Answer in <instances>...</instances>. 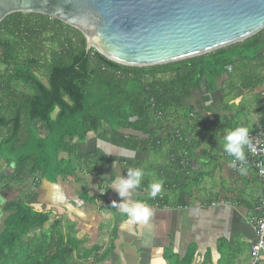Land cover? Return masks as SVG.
<instances>
[{
	"label": "trees",
	"instance_id": "1",
	"mask_svg": "<svg viewBox=\"0 0 264 264\" xmlns=\"http://www.w3.org/2000/svg\"><path fill=\"white\" fill-rule=\"evenodd\" d=\"M87 46L81 31L46 15L14 13L1 23L0 161L14 168L11 176L1 173L6 185L35 179L38 186L40 180L56 182L59 177L81 181L80 171L89 174L103 164L102 158L112 159L79 151L91 134L134 152L173 153L171 169L185 175L182 159L196 152L198 133L212 121L186 106L184 98L202 92L209 101L229 66L264 62V31L206 55L152 67L121 65ZM41 69L47 72L46 82L38 75ZM185 176L197 178V171ZM140 189L149 185L142 181ZM162 200L158 195L150 199ZM6 211L10 215L0 232V264H70L73 254L82 251L75 231L64 233L59 221L46 233L48 213L22 200L8 203ZM190 261L191 256L186 264Z\"/></svg>",
	"mask_w": 264,
	"mask_h": 264
},
{
	"label": "crops",
	"instance_id": "2",
	"mask_svg": "<svg viewBox=\"0 0 264 264\" xmlns=\"http://www.w3.org/2000/svg\"><path fill=\"white\" fill-rule=\"evenodd\" d=\"M237 64L242 66L240 71ZM231 67L211 91V102L205 101L207 93L202 92L184 98L186 106L195 107L212 121L210 128L198 133L196 152H187L182 159L195 167H184L185 175L191 177L197 171V178L185 180V175L171 169L173 153L134 152L91 134L79 144V151L93 156L101 152L112 159L106 162L102 158L103 164L94 166L89 174L80 171L79 182L59 177L56 182L40 180L38 186L35 179H27L23 185H6L1 173L10 168L1 167L0 232L10 215L8 203L22 200L49 214L47 234L55 221L64 233L75 231L83 242L82 251L73 254L70 264H186L190 256L189 264H250L257 241L251 219L257 213L264 186L255 171L246 175L234 171L230 166L234 158L224 152L223 135L225 129L245 126L256 130L264 126V83L257 84L264 80V62L240 61ZM125 159L144 169L143 185L164 181L158 194L163 204L150 201V189L139 188L132 197L151 208L148 227L124 223L125 217L113 207V202L119 204L122 198L110 190L111 180L118 175L127 177L130 165ZM184 189L188 193L183 195ZM86 191L93 200L86 199ZM83 252H91L92 257L86 258ZM102 255L104 259L97 262Z\"/></svg>",
	"mask_w": 264,
	"mask_h": 264
},
{
	"label": "water",
	"instance_id": "3",
	"mask_svg": "<svg viewBox=\"0 0 264 264\" xmlns=\"http://www.w3.org/2000/svg\"><path fill=\"white\" fill-rule=\"evenodd\" d=\"M14 13L58 19L88 49L130 67L206 55L264 31V0H0V25Z\"/></svg>",
	"mask_w": 264,
	"mask_h": 264
},
{
	"label": "clouds",
	"instance_id": "4",
	"mask_svg": "<svg viewBox=\"0 0 264 264\" xmlns=\"http://www.w3.org/2000/svg\"><path fill=\"white\" fill-rule=\"evenodd\" d=\"M236 103L238 104L239 101L237 100ZM223 141L224 152L234 158L231 162V167L236 168L237 162L241 165L247 163L244 149L246 146L251 145L247 127L239 126L231 130L225 129ZM238 170L241 175L247 174L245 167H240ZM145 175L146 173L143 168L129 167L127 169V177L116 176L111 180L110 187V190L115 191L122 198L119 204L113 202V207L118 208L121 215L125 217L124 223L128 225H140L142 228L150 225L153 212L146 203L136 201L132 197L135 190L141 187V182ZM163 185L164 181L162 179L155 180L149 185L150 195L153 199L162 191Z\"/></svg>",
	"mask_w": 264,
	"mask_h": 264
},
{
	"label": "built area",
	"instance_id": "5",
	"mask_svg": "<svg viewBox=\"0 0 264 264\" xmlns=\"http://www.w3.org/2000/svg\"><path fill=\"white\" fill-rule=\"evenodd\" d=\"M228 69L231 71L232 67L229 66ZM192 116L194 115L192 114ZM177 135L180 140H183V136L180 133ZM249 136L251 145L245 147L247 163L241 165L237 162V167L233 169L236 173H240L238 170L240 167H245L247 172L255 171L264 186V126L256 130H249ZM182 165L189 170L195 168L192 166L191 161L187 159L182 160ZM251 222L256 229L257 241L253 245L250 264H260L264 260V192L257 208V213L252 217Z\"/></svg>",
	"mask_w": 264,
	"mask_h": 264
},
{
	"label": "rangeland",
	"instance_id": "6",
	"mask_svg": "<svg viewBox=\"0 0 264 264\" xmlns=\"http://www.w3.org/2000/svg\"><path fill=\"white\" fill-rule=\"evenodd\" d=\"M1 68H4L3 66H0ZM241 64H237V70L240 71L241 70ZM38 75L40 76V78L46 82L47 81V72L44 69H41L40 72L38 73ZM24 88V85L20 86V90H22ZM24 92H26V89H23ZM28 91V90H27ZM40 131L42 132L41 126H39ZM1 167L6 168V164L2 161H0V171H1ZM2 172H7L8 174L12 175L14 173V171H3Z\"/></svg>",
	"mask_w": 264,
	"mask_h": 264
},
{
	"label": "flooded vegetation",
	"instance_id": "7",
	"mask_svg": "<svg viewBox=\"0 0 264 264\" xmlns=\"http://www.w3.org/2000/svg\"><path fill=\"white\" fill-rule=\"evenodd\" d=\"M11 170H14V168L13 167H10V170L9 171H11ZM5 175H7V176H11L10 174H8L7 172H6V174Z\"/></svg>",
	"mask_w": 264,
	"mask_h": 264
}]
</instances>
